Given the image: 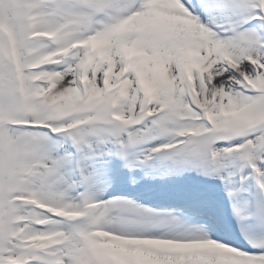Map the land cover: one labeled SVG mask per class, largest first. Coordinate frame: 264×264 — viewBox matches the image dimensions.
I'll list each match as a JSON object with an SVG mask.
<instances>
[{
  "label": "snow or ice",
  "instance_id": "6c2138e0",
  "mask_svg": "<svg viewBox=\"0 0 264 264\" xmlns=\"http://www.w3.org/2000/svg\"><path fill=\"white\" fill-rule=\"evenodd\" d=\"M0 264H264V0H0Z\"/></svg>",
  "mask_w": 264,
  "mask_h": 264
}]
</instances>
